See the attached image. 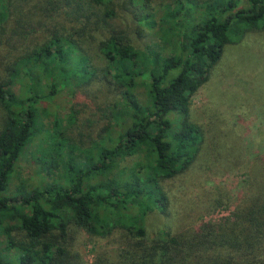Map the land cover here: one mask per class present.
I'll use <instances>...</instances> for the list:
<instances>
[{
    "label": "trees",
    "instance_id": "16d2710c",
    "mask_svg": "<svg viewBox=\"0 0 264 264\" xmlns=\"http://www.w3.org/2000/svg\"><path fill=\"white\" fill-rule=\"evenodd\" d=\"M253 29L264 0H0V43L20 44L0 69V264H264V175L226 216L153 236L143 225L201 141L192 95ZM93 83L106 99L95 134L72 101ZM77 231L115 233L114 248L84 261Z\"/></svg>",
    "mask_w": 264,
    "mask_h": 264
},
{
    "label": "rangeland",
    "instance_id": "374dc122",
    "mask_svg": "<svg viewBox=\"0 0 264 264\" xmlns=\"http://www.w3.org/2000/svg\"><path fill=\"white\" fill-rule=\"evenodd\" d=\"M9 34L8 30L0 32ZM19 47L15 37L8 44L0 43V69L4 68L3 57L11 58ZM91 55L98 62L96 54ZM96 88V83L84 87L72 99L81 109L82 130L92 134L105 122L101 111L105 88ZM189 120L199 128L201 141L185 170L160 181L163 206L146 212L143 218L149 236L161 229L178 232L228 215L249 184L264 175V29L247 30L223 47L208 78L191 97ZM36 142L20 159L17 171L22 172L21 177L34 175L36 161L30 151ZM116 236L77 231L73 249L90 262L99 249L111 252Z\"/></svg>",
    "mask_w": 264,
    "mask_h": 264
}]
</instances>
